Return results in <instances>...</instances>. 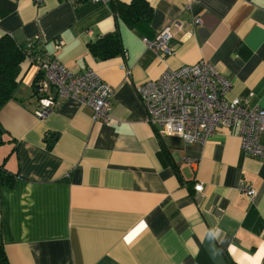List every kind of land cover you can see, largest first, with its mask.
<instances>
[{"label": "crops", "instance_id": "1", "mask_svg": "<svg viewBox=\"0 0 264 264\" xmlns=\"http://www.w3.org/2000/svg\"><path fill=\"white\" fill-rule=\"evenodd\" d=\"M145 1L150 19L129 27L112 2L131 0H0V37L37 38L66 68L92 69L112 87L106 123L73 99L37 119V70L21 64L16 99L0 108L8 264H264V159L227 128L202 144L161 135L136 92L204 59L230 81L226 100L264 108V0ZM165 26L174 51L163 59L143 38ZM111 32L123 51L95 57L89 44Z\"/></svg>", "mask_w": 264, "mask_h": 264}, {"label": "built area", "instance_id": "2", "mask_svg": "<svg viewBox=\"0 0 264 264\" xmlns=\"http://www.w3.org/2000/svg\"><path fill=\"white\" fill-rule=\"evenodd\" d=\"M43 0H34L36 5ZM70 3L81 1L102 2L108 0H65ZM198 18L193 19L198 24ZM177 24V23H175ZM170 27L165 26L150 39L143 38L147 49L158 57L170 56ZM26 44L31 47L32 42ZM59 40L55 47H59ZM27 60L36 67L34 88L37 105L33 115L37 119L47 117L64 100L73 99L89 107L94 121L106 123L111 110L112 87L104 82L92 69L75 73L62 65L53 55L35 50ZM227 80L211 63L204 59L184 64L176 69H166L157 78L136 86L151 125L161 135L175 136L189 144H202L219 128L234 130L239 145L248 155L264 159V108L249 107L245 101L226 100L230 89ZM195 191L202 184L194 185ZM250 198L255 191L250 185L241 186Z\"/></svg>", "mask_w": 264, "mask_h": 264}, {"label": "trees", "instance_id": "3", "mask_svg": "<svg viewBox=\"0 0 264 264\" xmlns=\"http://www.w3.org/2000/svg\"><path fill=\"white\" fill-rule=\"evenodd\" d=\"M112 7L115 15L129 27L147 22L152 14V9L145 0H131L128 4L112 2ZM27 43L28 41L17 44L7 35L0 37V108L9 100L16 99L21 64L29 54L37 50L39 41H33L31 47ZM89 50L95 57L104 60L120 54L123 48L119 35L111 32L89 44ZM0 264H8L1 238Z\"/></svg>", "mask_w": 264, "mask_h": 264}, {"label": "rangeland", "instance_id": "4", "mask_svg": "<svg viewBox=\"0 0 264 264\" xmlns=\"http://www.w3.org/2000/svg\"><path fill=\"white\" fill-rule=\"evenodd\" d=\"M155 35H156V34H155ZM155 35H154V36H155ZM148 39H150V38H148Z\"/></svg>", "mask_w": 264, "mask_h": 264}]
</instances>
